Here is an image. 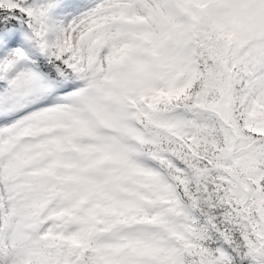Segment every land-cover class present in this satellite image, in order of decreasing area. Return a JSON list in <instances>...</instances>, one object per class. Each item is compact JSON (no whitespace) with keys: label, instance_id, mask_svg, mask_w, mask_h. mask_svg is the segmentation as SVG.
I'll return each instance as SVG.
<instances>
[{"label":"snow or ice","instance_id":"1","mask_svg":"<svg viewBox=\"0 0 264 264\" xmlns=\"http://www.w3.org/2000/svg\"><path fill=\"white\" fill-rule=\"evenodd\" d=\"M0 264H264V0H0Z\"/></svg>","mask_w":264,"mask_h":264}]
</instances>
